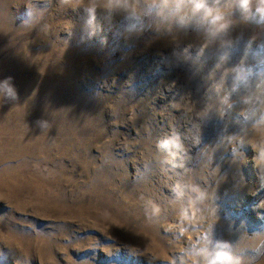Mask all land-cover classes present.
<instances>
[{
	"label": "rangeland",
	"instance_id": "rangeland-1",
	"mask_svg": "<svg viewBox=\"0 0 264 264\" xmlns=\"http://www.w3.org/2000/svg\"><path fill=\"white\" fill-rule=\"evenodd\" d=\"M208 3L0 0V264H264V19Z\"/></svg>",
	"mask_w": 264,
	"mask_h": 264
},
{
	"label": "clouds",
	"instance_id": "clouds-1",
	"mask_svg": "<svg viewBox=\"0 0 264 264\" xmlns=\"http://www.w3.org/2000/svg\"><path fill=\"white\" fill-rule=\"evenodd\" d=\"M186 3L191 4V10L195 13H202L203 17L209 21L213 26H216L218 30L224 29L227 25L224 21V13L218 6H213L208 3V0H178V5H184ZM217 5L219 0H216ZM252 0H238V6L243 11L247 12L250 10L249 6ZM258 7L256 11L259 13L262 19H264V0H257ZM11 91V89H9ZM164 146H172L179 150L181 148L180 143L176 139H170L164 141ZM192 191H198L195 187ZM208 264H238V262L231 260L226 257V254L217 252L215 255H211L208 260Z\"/></svg>",
	"mask_w": 264,
	"mask_h": 264
}]
</instances>
